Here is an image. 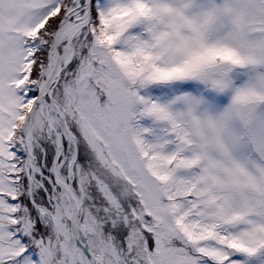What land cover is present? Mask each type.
<instances>
[{"label":"snow or ice","instance_id":"snow-or-ice-1","mask_svg":"<svg viewBox=\"0 0 264 264\" xmlns=\"http://www.w3.org/2000/svg\"><path fill=\"white\" fill-rule=\"evenodd\" d=\"M0 264H264V0H0Z\"/></svg>","mask_w":264,"mask_h":264}]
</instances>
